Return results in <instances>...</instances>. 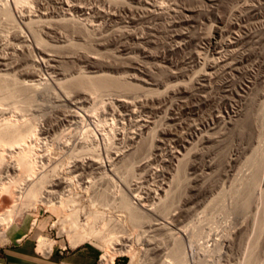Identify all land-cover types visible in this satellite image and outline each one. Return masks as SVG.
<instances>
[{"label":"rangeland","instance_id":"374dc122","mask_svg":"<svg viewBox=\"0 0 264 264\" xmlns=\"http://www.w3.org/2000/svg\"><path fill=\"white\" fill-rule=\"evenodd\" d=\"M33 1L24 4L22 6L23 8L21 7L22 9L19 7L16 9L15 0L0 1V5L2 6L7 5V2H9L7 6H9L12 15H14L12 23L16 24L15 28H13L15 25L12 26V23L9 24L12 26V29L10 28L11 26H6L7 16L2 11L5 7L1 6L0 43L2 44L0 46L3 48L0 47V56L3 55L7 58V55L10 54L8 62L11 63V57L15 54L14 58L18 60L17 63L13 62L15 64L13 65L14 67L9 66L8 69L2 68L4 69L2 70L3 72L0 68L1 74H3L2 76L6 74L5 77L9 81L12 82L15 80V84L18 85L20 84L19 82H22L21 80H25L26 78L23 74L20 75V72L23 73V71L27 70H24V68L35 69L39 75L36 78L38 81L34 82V84L37 83L35 84L36 87H34L35 85L33 86L35 89L32 87L33 90H31L32 88L29 90L32 92H30V96H33L32 103L26 101L27 99L25 98L27 97L25 95H19V98L17 97L14 101H10L11 103L6 102L3 104L4 106L1 104L0 109L3 112L0 110V121L4 119V115L6 118L11 117L16 119L19 116L18 121L21 119V123L25 120V122L36 121L34 123L40 124L45 132L41 136V140L37 146L38 153L43 160L40 159L45 164L44 173L55 175L56 172L57 177L56 175L50 176L52 178H50L51 180L57 179L60 176V178L63 177L64 179L66 177L67 179L69 177L70 179L76 177L74 179H77L75 181L76 183L73 182V185H70L71 187L64 186L66 189L58 186L50 188L48 184L47 191H56V194H51V192L47 193L50 194L49 197L60 201V197L64 196L63 198L66 199L63 200L64 202L70 201L67 202V205L65 202V205H70L69 207L73 208L72 210L77 211L80 219H84L87 214L92 212H103V221H106L104 223H110L106 229L114 230L117 233L119 232L118 234H121L120 236L125 234V240L129 244L134 245L133 248L137 255L136 261L140 264H168V262L174 264L175 260H177V264H264V181H262L261 185L254 188L252 191L253 194L245 195V189L248 187L246 185H248V182H251L250 179L253 178L255 173L264 174V0H219L218 5L215 7L211 6L212 3L210 0H171L172 2L170 0H161L164 4H167L168 1L167 7L170 5L168 7L170 11L165 5L167 12H164V15L154 14L153 16L150 13H148L149 16L145 14L147 12L139 13L138 16L137 14L130 16L122 10V13L119 12L118 10L122 6L120 3L122 1L124 4V0H114V4L119 1V4L117 3V6L115 4L114 8H112L114 4L109 0L108 2L107 0H82V3L85 1L84 4H88V7L89 5L90 7H98L97 4L99 3V8L101 6L111 14L115 11L116 14H123L122 16L118 14L120 16L118 19L121 17L124 18H121L120 21L116 19L118 22H114L115 20H109L108 18L104 19V21L100 18L96 19L91 17L94 19L92 21L90 17H88L89 19L83 18L77 13H74V15L77 14L74 20L73 14H71V17L70 14L66 15V13H53V15L55 14L53 20L55 19V21H60L58 19L62 18L61 20H63L68 17L69 19L73 18L70 20V23L72 22L70 25H73V22L77 24L79 20V28L85 31L86 28L84 27L89 28L87 31L92 28L90 31L91 34L87 31L85 32L84 35H87V33L91 35V38H87L89 35L82 37V33L80 34L81 29L79 31L78 26L79 33L77 29L75 31L72 30L74 26L72 29H67L68 27L66 29H71L73 33H77L81 37L78 35L75 36L72 33L73 36L71 31L70 34L66 33L67 30L65 28L63 30V26L61 27L60 25L61 32L62 30L65 31V33H62L66 39L63 37L59 40L55 35L53 37L50 36L53 33L45 28L47 27L46 23H39L41 28L47 30L44 31L50 36L47 37L48 34L44 33L40 28L42 31L41 35L44 37L43 39L47 46L45 50L48 48L52 49L48 50L49 52L47 51L49 54L58 53L57 56L62 60L60 63L61 66L64 63L63 67L60 66V68L63 72L68 73L65 77L72 78L74 76V78H78L80 77L79 75L88 76L90 73V76H93L95 71L101 70L99 71L100 73L102 72V74L104 73L115 79L118 78L121 82L126 81L125 83H131L132 85L136 83L137 89L128 93L122 91L119 93V90H117L118 92L116 90L105 91L108 93L103 92V94L88 91V97L86 99L82 98L84 100H79L81 102L76 101L81 99L77 97V90L73 91L77 96H73L74 93L72 92V97L69 95L72 90L67 91L66 94L69 95L70 102L75 97L76 99L73 100L78 103L73 102L78 107L80 105V108L75 107L73 102H69L68 97L64 94L66 90L62 88L63 90L60 91L61 87L57 84L60 81L58 78L62 76H58L53 69H50L51 66L42 61L43 58L41 56L43 55L39 53L44 51L46 46L44 45L45 47L43 48L40 47L41 50L43 49L40 51L32 36L25 30L26 28L23 24L24 18L43 21L44 19L39 20L43 13L41 10L42 6L43 8H48L47 10L50 12H57L58 5H56V2L58 0L56 2L55 0L52 2L50 0H37V3ZM79 1L75 0L73 2L80 3ZM105 1L107 4L104 3ZM45 2L49 3H46L47 7H45ZM86 2L88 3L86 4ZM89 2L93 3V5ZM94 2H96L95 5ZM126 2L129 1L126 0ZM30 4L31 8L29 7ZM108 4H112V6ZM247 4L249 6H259L260 8L253 7L254 9L250 10V13L247 14L249 11L244 8L248 6ZM53 5L54 7L57 6L55 8L57 10L54 11ZM237 6H240L238 7L239 10ZM51 7L53 8L51 9ZM173 7H177V9ZM25 8H27V11H25ZM189 8L197 9L198 11L196 10L193 14L188 12L190 10ZM172 9L173 13L171 12ZM179 9L181 12L184 10L185 14L183 12L181 13ZM28 10L29 13L31 11L32 13L28 14ZM243 11L246 12V15H244V12L242 16L241 13ZM24 12H27L28 15L26 14L25 16ZM179 13H181L182 17L178 16ZM188 14H190L189 16L191 18ZM21 15L22 17L24 15L23 19ZM57 15L59 17L62 15V17L59 18ZM133 17L135 18L134 20L132 19ZM80 18H83L82 21ZM84 19L88 20L86 24H84ZM107 20L109 23H107ZM183 20L190 21H184V23ZM89 21L93 23H89ZM8 22L6 23L8 24ZM66 22L61 24L64 26L65 24L69 25L68 20ZM97 22H100V24ZM103 22L104 26H102ZM242 23L245 27L239 30L238 24ZM43 24L46 25L44 28L42 27L44 26ZM108 26L109 29H107ZM220 27L223 28L222 31ZM74 28H76V25ZM96 28H100V30L98 29V31ZM215 28H220V32H222H219L220 36L218 35V39L223 35L220 38L221 40L219 39L221 44L218 42L217 53L216 51L213 53L210 41L207 40L210 38L209 36H212L211 33L214 32ZM19 29L22 30H20L21 33L24 32L23 34H25L24 38L26 40L24 45H28V48H23L26 53L25 57H28V53L29 59L36 60L34 61L35 64L31 59L30 63L28 62V58L25 59L24 55H22L24 50L22 52L20 50L22 54H19V51L16 54L8 46L11 42L10 39L12 41L14 40V36L11 34L14 32L12 30L19 32ZM104 29L105 31H103ZM102 32L105 36L108 34L107 36L110 38H106L104 41H100L98 37L96 38ZM184 34L188 37L183 38L185 41L181 37ZM208 34L210 35L208 36ZM205 35L208 37L206 40H204ZM243 36L245 38H242ZM234 37H241L242 42ZM83 38L86 39L83 40ZM28 39L29 42L27 41ZM69 39H71L69 42L70 45L71 42L72 44L75 43L74 46L77 45L76 47L78 48L74 47L73 49V45H71V49L68 44ZM234 39L237 42L239 41V44ZM244 39L247 40L245 41ZM55 40L57 43H55ZM7 42L8 48H6ZM63 42H66L68 46ZM12 43L18 44L17 41H13ZM28 43H34L33 45L35 46L32 45L33 48L31 47L34 50L33 52L31 48L29 49L30 45ZM20 44H18L19 47L23 45ZM61 45L63 47H69L67 48L68 50H65L66 47L64 50L63 48L60 49ZM28 49L30 52L26 51ZM53 50L55 52H52ZM199 52L200 54H198ZM196 54L200 58L198 56L196 57ZM17 55H19L18 58L16 57ZM71 55L73 56V60ZM61 56L67 57L63 58ZM86 56L89 60L92 57V62L97 61L95 62V64L98 63L95 66L96 68H92L95 64L93 63L91 66L92 63L90 64L91 61L89 62ZM21 57H24L23 61ZM62 58L65 62H63ZM66 58L69 63L66 62ZM15 59L13 61H16ZM206 60L210 62H206ZM26 64H31V68ZM210 64L213 66H210ZM16 66H19V68ZM203 71H206V74L210 72L212 75L210 73H208L210 76L208 74L203 75ZM100 73L97 72L96 74L100 75ZM65 77L64 79H68ZM61 79L63 80V77ZM176 82L177 84L175 85ZM179 82L181 84L180 86H178ZM167 83L175 85L173 87L175 91L171 87H168L170 90L168 92V88H166ZM176 86L180 89L178 88V90ZM18 87V89L22 88L21 86ZM163 91H167L169 96L166 92L167 96H165L162 93ZM89 92L92 93L89 94ZM134 101L137 102L134 104ZM18 102L20 103L19 105ZM122 102L126 103L124 104L125 106ZM130 105H133V107ZM14 107H16V111H14ZM249 110H252L253 115L248 122L249 125L243 131L241 130L240 124L245 119V115ZM234 113L237 116L233 115ZM240 118L243 120L241 121ZM234 119L240 120H236L235 122ZM211 136L216 137V139L211 138ZM215 140L217 141L214 142ZM93 149L96 153L92 152ZM173 154L178 157L180 156L179 159H181V162L177 158L176 160L173 159L175 163L171 159ZM91 157L95 160L99 158L97 161L101 165L103 163L105 166L76 169L78 162L80 163L82 159H91ZM11 161L8 164L15 163ZM6 164L2 168V171L5 170L3 175H7L4 181H7V177L9 180L11 173L14 175V178L18 179L19 176L15 177V175L17 172L20 174V172L9 168L8 164L7 167ZM57 164L59 168L55 170L56 168L54 167ZM6 167L9 169H6ZM10 171L11 173L8 174ZM71 171L72 174H70ZM12 174L10 175L11 178L13 177ZM25 175L23 177H26ZM13 188H15L14 185ZM124 193H126L132 200L130 201L137 208H140V212L144 213L145 211L144 223L140 226H135L131 222L127 211H123L124 209L120 206V198ZM205 194L208 195L205 196ZM142 201H145L150 206H146ZM14 202V198L10 194H4L0 197V213L11 208ZM150 209L152 210L150 211ZM57 217L58 215L49 210L45 205H40L36 210H26L22 215L17 216L15 221L28 220L31 224L34 219H38V223L31 234L35 240L36 247L39 238L47 236L58 241L55 249L59 247L70 249L72 246L68 237L61 236L60 225L53 226L59 220V217ZM161 217H164L165 221ZM256 219L260 221L259 225L256 224ZM147 221L149 224L156 222H162L163 224L158 225L159 229L156 226L150 229ZM98 222L97 226L103 223L100 220ZM41 224L43 227H40ZM255 227L256 230H254ZM240 230L245 232V236ZM108 231L106 230V233ZM255 233L260 234L258 235V241H255L258 238L256 236L257 238L255 240L253 239L255 243H253L250 241L252 240L250 237L253 238ZM246 235L249 236L247 237ZM243 236L244 238L242 239ZM177 237L181 240L184 239L182 241L184 248L182 254L184 256L180 258H186V260L184 259L185 262L179 258L180 262H178V259L173 257L171 253L173 244L178 240ZM243 240H245L246 244ZM154 243L158 244L156 245ZM86 245L93 246L99 250L101 256L99 260L103 264L102 258L104 252L102 249L93 243H86ZM154 246L161 247V250H159L160 253L157 254V251L150 250ZM115 262L116 264H131L132 258L130 256L118 257Z\"/></svg>","mask_w":264,"mask_h":264},{"label":"bare ground","instance_id":"6f19581e","mask_svg":"<svg viewBox=\"0 0 264 264\" xmlns=\"http://www.w3.org/2000/svg\"><path fill=\"white\" fill-rule=\"evenodd\" d=\"M1 1V0H0ZM30 1H33V0H30ZM30 1L29 0H15V6L17 7H15L16 9H18V7L19 8H21L22 6H24V4H26V3H30ZM44 1H47V0H44ZM53 0H50V2H52ZM57 0H55V2H56ZM73 1H75V0H73ZM73 1H70V0H58V2H56L57 4L56 5H58V7L57 6H55L54 7V5H53V7H51V9L53 8L54 9V11L55 10H57V9H55L56 7L58 8V10H57V12H59V13H57V12H53L52 10V12H50L49 10H47L48 8H43V6H42V16H40V18H39V20L40 19H44L43 21H34V19H26V18H24V27L26 28L25 30H27L28 32H29V34L32 36V38H33V40L35 41V44H37V46H38V48L40 49V47H45L46 45H45V41H44V37H42V35H41V33H42V31L44 32V33H47V32H45V31H47V30H45V29H42L41 28V25H39V23L41 22H44V23H46L47 24V27H45L46 25H44V26H42L43 28L45 27V28H47L48 29V31L49 32H51V33H53L52 35H50V36H52L53 37V35H55L59 40H61L60 38H63L64 37V35H63V33L62 32H64L65 33V31H63L64 30V28L66 29L67 27V29H69V28H71L72 29V27L74 26L75 27V25H76V28H74L73 27V29L72 30H74L75 31V29H77V26H78V29H79V31H80V29H81V32H80V34L82 33V37H84V36H88L89 35V37H87V38H91L90 36V31L92 30V28H90L91 30H89V31H87L89 28H87V27H84V28H86V31L87 32H89L90 34H88L87 33V35H84L85 34V30L84 29H82V28H79V25H78V23H79V20H78V23L77 24H75V22H73V25H70L71 23H70V20L71 19H73L74 18V20H75V17H76V15L77 14H79L80 16H82L83 18H88V17H92V18H96V19H106V18H108L109 20H115L114 22H118V20L120 21V19L122 18H120V19H118L120 16L118 15V14H120L121 15V10L122 11H124V12H126L127 14H129L130 16H134V15H136L137 14V16H138V14L139 13H141L142 14V12H147V13H145V14H147L148 16H149V14L148 13H150V15L151 16H153L154 14H165L167 11V9L165 10V8L167 7V4H168V1H167V4H164L161 0V2L159 1V0H128L129 2H126L125 3V1L126 0H124V4L122 3V1H121V8H119V10H118V8H117V10L119 11V12H121V13H118V14H116L115 12L113 13V14H111L110 12H107L106 10H105V8H103V7H101L100 6V8H99V3L97 4L98 5V7H93V6H91L90 7V5H89V7L87 6L88 4V2H86V4L87 5H85L84 4V2L85 1H83V3H82V0H77V1H79L80 3H74ZM87 1V0H86ZM90 1V0H89ZM92 1V0H91ZM95 1H97V0H95ZM99 1V0H98ZM109 1H111L113 4H114V0H109ZM116 1V0H115ZM164 1H166V0H164ZM171 1V0H170ZM34 3H37V0H36V2H35V0L33 1ZM107 2H108V0H107ZM107 2L105 1L104 3H106L107 4ZM111 2H109V3H111ZM119 1H117L115 4H116V6H117V3H118ZM172 2V1H171ZM210 2L212 3V5L211 6H217L218 5V2H219V0H210ZM8 4L7 5H9V2H7ZM32 3V2H31ZM33 3V4H34ZM43 2H41V4H42ZM46 3H48V2H45V7H47V4ZM90 3V2H89ZM95 3L96 2H94V5H95ZM246 3V2H245ZM6 4V3H5ZM39 4V3H38ZM37 4V5H38ZM49 4V3H48ZM90 4H92L93 5V3H90ZM115 4H114V6L112 7V8H114L115 7ZM119 4V3H118ZM171 4V3H170ZM173 4V3H172ZM220 4V3H219ZM241 4V3H240ZM244 4V3H243ZM242 4V5H243ZM249 4V3H248ZM247 4V5H248ZM4 5V4H3ZM7 5H4V6H2V5H0V12H1V6L2 7H5V9H2V11L4 12V14L7 16H5L4 15V17H6V22H8V24L5 22V24H6V26L8 25V27H10L11 25L12 26H14L13 28H15L16 27V24H13L12 23V21H13V17H14V15H12V12H11V10H10V8H9V6H7ZM36 5V6H37ZM40 5V4H39ZM42 5H44V4H42ZM100 5H102V4H100ZM109 6L111 5L112 6V4H108ZM107 5V6H108ZM165 5H166V7H165ZM175 5H177V4H175ZM245 5V4H244ZM243 5V6H244ZM27 6H28V4H27ZM31 6V4L29 5V7ZM34 6V5H33ZM41 6V5H40ZM103 6V5H102ZM120 6V5H119ZM172 6V5H171ZM174 6V5H173ZM26 7V6H25ZM28 7V8H29ZM93 7V8H92ZM106 7V6H105ZM168 7H170V5L168 6ZM167 7V8H168ZM178 7V6H177ZM177 7H173V8H176L177 9ZM238 7H240V6H237V9L239 10V8ZM242 7V6H241ZM253 7H256V6H253V5H251V6H246V7H244L245 8V10H247V11H249V12H247V14L248 13H250V10H253L254 8ZM259 6H257L256 8H258ZM23 8V7H22ZM21 8V9H22ZM31 8V7H30ZM30 8H29V10H30ZM33 8V7H32ZM108 8V7H107ZM185 8V7H184ZM183 8V9H184ZM216 8H218V7H216ZM215 8V9H216ZM243 8V7H242ZM260 8V7H259ZM26 10L25 11H27V8H25ZM109 10H110V8H108ZM170 8H168V10H169ZM175 9V10H176ZM187 9V8H186ZM190 10L188 11V12H190V13H195L196 12V10H194L193 8H189ZM237 9H236V11H237ZM20 10V9H19ZM29 10H28V14H31L32 13V11H31V13H29ZM113 10V9H112ZM174 10V11H175ZM180 10V9H179ZM185 10V9H184ZM184 10H182V12L184 13ZM188 10V9H187ZM186 10V11H187ZM214 10V9H213ZM229 10H232V9H229ZM24 11V10H23ZM22 11V12H23ZM38 11H40L39 9H38ZM49 11V12H48ZM117 11V12H118ZM170 11V10H169ZM173 11V9L171 10V12ZM198 11V10H197ZM241 11V10H240ZM2 12V13H3ZM21 12V13H22ZM60 12H61V14H63V13H66V15L67 14H73L74 15V13H77L76 15H74V17L73 18H71L72 17V15H71V19H69L68 17H66V15H65V17H66V19H63V20H61L62 18V15H61V17H59L58 15V17L59 18H61V19H58V20H60V21H55V19L53 20V17H55L54 15H53V13H56V14H60ZM165 12V13H164ZM180 12H181V10H180ZM181 12V13H182ZM230 12V11H229ZM232 12H234V11H232ZM238 12V11H237ZM244 12L245 11H243V13H241V15L243 16V14H244ZM25 13V16H26V14H27V12H24ZM144 13H143V16H144ZM173 13V12H172ZM178 13V12H177ZM181 13H179V15L178 16H180V17H182L181 16ZM235 13V12H234ZM233 13V14H234ZM238 13H240V12H238ZM237 13V14H238ZM252 13V12H251ZM257 13V12H256ZM262 13V12H261ZM19 14H20V11H19ZM27 14V15H28ZM185 14V13H184ZM253 14V13H252ZM258 14V13H257ZM1 15V14H0ZM123 15V14H122ZM121 15V16H122ZM125 15V14H124ZM169 15V14H168ZM183 15V14H182ZM187 15V14H186ZM185 15V16H186ZM190 14H188V16H189ZM192 15V14H191ZM239 15V14H238ZM244 15H246V12H245V14ZM254 16H255V14H253ZM252 15V16H253ZM126 16V15H125ZM184 16V17H185ZM193 16V15H192ZM21 17H22V15H21ZM23 17H24V15H23ZM23 17H22V19H23ZM57 17V18H58ZM64 17V18H65ZM124 17V16H123ZM183 17V18H184ZM187 17V16H186ZM190 18H191V16H189ZM259 17V16H258ZM29 18V17H28ZM68 18V19H67ZM82 18V19H83ZM91 18V19H92ZM137 18V17H136ZM165 18V17H164ZM167 18V17H166ZM183 18H180V19H183ZM194 19H195V17H193ZM255 18V17H254ZM7 19H8V21H7ZM15 19V18H14ZM79 19V18H78ZM81 19V18H80ZM82 19H81V21H82ZM89 19V18H88ZM90 19V20H91ZM95 19V20H96ZM116 19H118V20H116ZM122 19H124V18H122ZM133 20L135 19L134 17L132 18ZM193 19V20H194ZM36 20V19H35ZM66 20H68V24L70 25H67V24H65V26L64 25H62L61 23H63V22H66ZM77 20V19H76ZM85 20V19H84ZM84 20H83V22H84ZM191 20V19H190ZM190 20H183V22L185 21H190ZM238 20V19H237ZM73 21V20H72ZM86 21H88V20H85V22H84V24H86ZM92 21H94V19H92ZM98 21V20H97ZM105 21V20H104ZM108 21V20H107ZM230 21H231V18H230ZM240 21V20H239ZM14 22H15V20H14ZM91 21H89V23H90ZM96 22V21H95ZM102 22V21H101ZM182 22V21H181ZM184 22V23H185ZM12 23V24H11ZM40 23V24H41ZM67 23V22H66ZM91 23H93V22H91ZM98 23V22H97ZM107 23H109V21L107 22ZM189 23V22H188ZM227 23V22H226ZM225 23V25H227ZM239 23H241V22H239ZM9 24H11V25H9ZM75 24V25H74ZM80 24H81V22H80ZM84 24H82V25H84ZM88 24V23H87ZM98 24H100V22L98 23ZM112 24V23H111ZM190 24V23H189ZM243 24V23H242ZM242 24H238L239 25V30H241V28L242 27H245V25L243 24V26H241ZM60 25H61V27H62V32H61V27H60ZM81 25V26H82ZM89 25H91V24H89ZM106 25H108V24H106ZM229 25H230V22H229ZM12 26L10 27L11 29H12ZM40 26V27H39ZM80 26V27H81ZM84 26H86V25H84ZM93 26V25H92ZM92 26H90V27H92ZM102 26H104V22H103V25ZM110 26V25H109ZM109 26H108V28L107 29H109ZM231 26V25H230ZM248 26V25H247ZM247 26H246V28H247ZM89 27V26H88ZM99 27V26H98ZM106 27V26H105ZM112 27H113V25H112ZM223 27V26H222ZM222 27H220L221 28V31H222ZM227 28H228V26H226ZM234 27V26H233ZM19 28V27H18ZM40 28L42 29V31L40 30ZM111 28V27H110ZM220 28H215V30H214V32H212L211 33V35L212 36H209L210 34H208V36L210 37L209 39H207V40H209L210 41V45H211V48H212V50H213V53L217 50L218 51V49H217V46L219 45L218 44V42H220L219 41V39L223 36H221L219 39H218V35H219V32H220ZM236 28V27H235ZM17 29V28H16ZM66 29V30H67ZM71 29L70 30H67V32L66 33H69L70 34V31H71ZM78 29H77V31H78ZM99 30H100V28H98ZM97 28H96V30H98ZM101 29H102V27H101ZM213 29V28H212ZM244 29V28H243ZM21 29H19V32H16L15 30H12V31H14L13 33H11L12 34V36H14L13 37V41H17L18 42V44L19 43H21V44H23V45H21L20 47L18 46V44L17 43H12L13 41H12V39H10L11 40V45H10V43H9V45H8V42H7V44H6V46L8 45L12 50V52L13 53H16L17 54V52L20 54L21 52H22V50H24L23 48H28L27 46L28 45H24V43H25V38H24V35L25 34H23L24 32H22L21 33V31H20ZM45 30V31H44ZM82 30H83V32H82ZM98 30V31H99ZM244 30H246V29H244ZM249 30V29H248ZM11 31V32H12ZM18 31V30H17ZM76 31V32H77ZM79 31H78V33H79ZM103 31H105V29L103 30ZM121 31V30H120ZM16 32V33H15ZM107 32V31H106ZM118 32V31H117ZM209 32V31H208ZM241 32V31H240ZM247 32V31H246ZM245 32V33H246ZM15 33V34H14ZM43 33V34H44ZM50 33V34H51ZM73 32L71 31V34H72ZM96 33V32H95ZM99 33V32H98ZM98 33H97V35H98ZM105 33V32H104ZM124 33V32H123ZM220 33H222V32H220ZM223 33H224V31H223ZM239 33V32H238ZM14 34V35H13ZM48 34V33H47ZM46 34V35H47ZM69 34H67V35H69ZM75 36H77L78 34L77 33H73ZM72 34V35H73ZM100 34V33H99ZM103 32L101 33V35H98V36H96V38L98 37V39H100V41H104V39L106 40V38L108 39V38H110V37H108L107 35L108 34H106V36L103 34ZM122 34V33H121ZM73 35V36H74ZM110 35V34H109ZM44 36V35H43ZM49 36V34L47 35V37ZM49 36V37H50ZM71 36V35H70ZM78 36H80V35H78ZM115 36V35H114ZM220 36V35H219ZM238 36V35H237ZM236 36V37H237ZM240 36H242L241 34H240ZM10 37V36H9ZM51 37V38H52ZM67 37H69V36H67ZM81 37V36H80ZM181 37H182V40H183V38H188L187 36H185V34L184 35H181ZM202 38H204V40H206V38H208V37H206V35L203 37V36H201ZM236 37H234V38H236ZM247 37V36H246ZM65 39H66V37H64ZM74 39H75V37H73ZM79 38V37H78ZM242 38H245V36H243ZM6 39V38H5ZM64 39V40H65ZM80 39V38H79ZM84 39H86V38H83V40ZM97 39V40H98ZM102 39V40H101ZM236 39H238V40H242L241 39V37H239V38H236ZM236 39H234L236 42H237V40ZM57 40V39H56ZM55 40V43H57V41H59V40H57L56 41ZM63 40V41H64ZM67 40H68V38H67ZM89 40V39H88ZM92 40V39H91ZM221 40V39H220ZM225 40H226V38H225ZM245 40V39H244ZM243 40V41H244ZM247 40V39H246ZM245 40V41H246ZM0 41H1V39H0ZM3 41V40H2ZM5 41V40H4ZM7 41H8V39H7ZM28 42H29V39L27 40ZM26 41V42H27ZM53 41V40H52ZM66 41V40H65ZM71 41V39H69V41H68V44L70 45V42ZM81 41V40H80ZM183 41H185V39L183 40ZM60 42V41H59ZM239 42V41H238ZM237 42V43H238ZM242 42V41H241ZM4 43V42H3ZM64 44L66 43V42H63ZM188 43V42H187ZM0 44H2V43H0ZM17 44V45H16ZM27 44V43H26ZM29 45H30V47H29V49L32 47V45L34 44H30V43H28ZM50 43H48V45H49ZM64 44H63V46H64ZM68 44L66 43V45L68 46ZM74 44L75 43H73L72 44V42H71V45H73V49H74V47H76L77 45H75L74 46ZM102 44V43H101ZM220 44H221V42H220ZM233 44V43H232ZM239 44V43H238ZM242 44V43H241ZM246 44V43H245ZM4 45V44H3ZM45 45V46H44ZM70 45V47H71V49H72V46ZM8 46L6 47V48H8ZM33 46H35V45H33ZM50 47H51V45H49ZM53 46V45H52ZM62 45L60 46V49L61 48H63V50H64V48L66 47H63ZM83 46H84V44H83ZM0 47H2V46H0ZM5 47V46H4ZM54 47H56V46H54ZM3 48V47H2ZM9 48V49H10ZM33 48V47H32ZM31 48V51L33 52L34 50ZM35 48V47H34ZM37 48V47H36ZM47 48V46L44 48V51H42L41 49H40V51H42V52H39V53H42V55L43 56H41L42 58H43V62H45V63H47V64H49L50 66H51V68L50 69H53L54 70V72H56L57 74H58V76H62L63 77V80L61 79L62 77H60V78H58V77H56V78H58V80L60 79V81H58V84L57 85H59L61 88V90L60 91H62L63 89L64 90H66V91H64L65 93V96H67L68 98V100H69V102H70V99H69V95H70V97H72V92L73 91H76L77 90V94H78V96H77V94L76 93H74L73 94V96L74 95H76L77 97H80L81 99H78V100H76V101H79V100H84V99H82V98H87L88 97V91H92V92H95V93H102L103 94V92H105V91H111V90H119V93L122 91V92H133V91H135L136 89H137V87H136V83H135V85H132L131 83L130 84H128V83H125L124 81H122L121 82V80H119L118 78H116V79H118V80H116L114 77L112 78L111 76H107V75H105L104 73L102 74V72L100 73L99 71H101V70H99V71H95L94 73L96 74L97 72L98 73H100V75L99 74H94L93 76H90L91 75V73H90V75H88V76H86V75H79L80 77H78V78H74V76L72 77V78H69V77H67L68 79H64V77H65V75L66 74H68V73H65V72H63L62 70H61V68H60V66H61V62H62V60H60L61 58L59 57V56H57V54L58 53H54V54H56V55H54L53 53L51 54H49V53H47V51L48 50H52V49H47V50H45ZM51 48H53V47H51ZM57 48V47H56ZM56 48H54V49H56ZM67 48H69V47H66V49L65 50H68ZM76 48H78V47H76ZM81 48V47H80ZM219 48V47H218ZM8 49V50H9ZM29 49L28 50H26V51H28V52H30L29 51ZM203 49V48H202ZM20 50H21V52H20ZM57 50H59V49H57ZM77 50V49H76ZM81 50H83V49H81ZM253 50V49H252ZM39 51V50H38ZM46 51V52H45ZM217 51H216V53H217ZM49 52V51H48ZM51 52V51H50ZM52 52H55V50H53ZM56 52H58V51H56ZM211 52V51H210ZM11 53V52H10ZM23 53V54H22ZM21 54L22 55H24V57H25V55H26V53H25V50L22 52ZM70 53V52H69ZM202 53V52H201ZM198 54H200V52L198 53ZM1 55H2V53H1ZM12 55V54H11ZM14 56H15V54H13ZM27 55H28V57H29V54L27 53ZM30 55H32V54H30ZM61 55V54H60ZM70 55V54H69ZM77 55V54H76ZM93 55V54H92ZM206 55V54H205ZM9 56H10V54L9 55H7V58H5L3 55L2 56H0V68H1V71L2 70H4V69H2V68H9V66H13V65H15L13 62H15V63H17V59H15L14 58V56L13 57H11L12 58V62L11 63H13V64H11V63H9L8 62V58H9ZM72 56V55H71ZM113 56V55H112ZM198 55L196 54V57H197ZM201 56V55H200ZM17 58L19 57V55H17L16 56ZM23 57V58H24ZM27 56L25 57V59L26 58H28ZM61 57H63V56H61ZM64 57H67V56H64ZM63 57V58H64ZM85 57V56H84ZM193 57V56H192ZM195 57V56H194ZM199 57V56H198ZM10 58V59H11ZM22 58V57H21ZM20 58V59H21ZM23 58L21 59L22 61H23ZM62 58V59H63ZM200 58V57H199ZM198 58V59H199ZM9 59V60H10ZM16 60V61H13V60ZM19 59V60H20ZM29 59V58H28ZM28 59H27V61H28ZM31 59V58H30ZM29 59V63H30V61L32 60L33 61V59H31L30 60ZM77 59V58H76ZM86 59L87 60H89V58H87V56H86ZM96 59V58H95ZM94 59V60H95ZM101 59V58H100ZM119 59V58H118ZM203 59V58H202ZM207 59H208V57H207ZM66 60V62L67 63H69L68 62V60H67V58L65 59ZM72 60H73V56H72ZM71 60V61H72ZM75 60V59H74ZM92 60V57H90V60H89V62ZM97 60V59H96ZM99 60V59H98ZM195 60V59H194ZM27 61H26V63H27ZM34 61H36V60H34ZM33 61V62H34ZM103 61V60H102ZM209 61V60H208ZM207 60H206V62H208ZM38 62V61H37ZM63 62H65L64 61V59H63ZM95 62H97V61H95ZM95 62H90V64H91V66L93 65V63L95 64ZM99 62V61H98ZM210 62V61H209ZM45 63H44V65H45ZM120 63V62H119ZM11 64V65H10ZM34 64H35V62H34ZM64 64V63H63ZM63 64H62V66L61 67H63ZM66 64V63H65ZM98 64V63H97ZM97 64H95V65H93V67L92 68H96L95 66L97 65ZM121 64V63H120ZM208 64V63H207ZM24 65V64H23ZM27 65V64H26ZM31 65V64H30ZM30 65H27V66H29V68H31V66ZM48 65V66H49ZM100 65V64H99ZM232 65V64H231ZM20 66V65H19ZM19 66H16V67H18L19 68ZM210 66H213L212 64H210ZM210 66H208V67H210ZM14 67V66H13ZM15 67V68H16ZM37 67V66H36ZM23 68V67H22ZM49 68V67H48ZM100 68V67H99ZM202 68V67H201ZM12 69V68H11ZM25 69H27V70H25ZM63 69V68H62ZM213 69H215L214 67H213ZM21 70H23V69H21ZM21 70H18V71H21ZM24 70L25 71H23V73H21L20 72V75L21 74H23V76H25L26 78H25V80H21L22 82H19V80H17L20 84L22 83V85H20V84H18V85H16L15 83H16V81L14 80V81H9L5 76H6V74H5V76H2L3 74H1V71H0V106H1V104L3 105L4 103H6V102H9V103H11L12 102V100L14 101L17 97L19 98V95L21 96V95H25L27 98H25V99H27L26 101H28V102H31L32 103V99H33V96L31 97L30 96V94L32 93L31 91H29L35 84H37V83H35L34 84V82H36V81H38V80H36V78L39 76L38 75V72L35 70V69H28V68H24ZM38 71H39V69H37ZM48 70V69H47ZM98 70V69H97ZM65 71V70H64ZM85 71V70H84ZM3 72V71H2ZM41 72V71H40ZM39 72V73H40ZM105 72V71H104ZM201 72V71H200ZM204 72V71H203ZM4 73H6V72H4ZM84 73V72H83ZM93 73V72H92ZM163 73V72H162ZM208 73H210V72H208ZM207 73V74H208ZM85 74V73H84ZM168 74V73H167ZM200 74V73H199ZM204 74H206V71L203 73V75ZM206 74V75H207ZM216 74V73H215ZM209 75V74H208ZM210 75H212V73H210ZM209 75V76H210ZM7 76H8V74H7ZM23 76H21L22 78H23ZM41 76V75H40ZM56 76V75H55ZM68 76H70V75H68ZM65 77V78H66ZM111 77V78H110ZM206 77V76H205ZM14 78H16V77H14ZM55 78V79H56ZM208 78V77H207ZM206 78V79H207ZM39 79V78H38ZM192 80V79H191ZM202 81V80H201ZM17 82V83H18ZM23 82H25V83H23ZM56 83V82H55ZM170 83V82H169ZM168 84V83H167ZM177 84V82L175 83V85ZM169 85H171V84H168V85H166L167 87L166 88H168V87H171L173 90H174V88L173 87H175V85H171V86H169ZM181 84H180V82H179V84H178V86H180ZM201 85V84H200ZM18 86H21L22 88L21 89H18L19 87ZM165 86V85H164ZM178 86H176V88L178 89L179 87ZM182 86L183 87H185L183 84H182ZM201 86H203V85H201ZM18 87V88H17ZM34 87H36V85L34 86ZM33 87V88H34ZM187 87V86H186ZM204 87V86H203ZM33 88L31 89V90H33ZM59 88V87H58ZM63 88V89H62ZM165 88V89H166ZM175 88V89H176ZM35 89V88H34ZM140 89V88H139ZM171 89V90H172ZM176 89V90H177ZM180 89V88H179ZM178 89V90H179ZM182 89V88H181ZM72 90V91H71ZM184 90V89H183ZM69 92V91H71L70 92V94L68 95V94H66V92ZM170 90H169V88H168V92H169ZM175 91V90H174ZM173 91V92H174ZM188 91V90H187ZM31 92V93H30ZM91 92V93H92ZM118 92V91H117ZM166 93H167V91H165ZM164 91L162 92V93H164L165 94V96H167L166 95V93H165ZM173 92H171V93H173ZM90 92H89V94H91ZM105 93H108V92H105ZM156 93V92H155ZM161 93V92H160ZM175 93V92H174ZM94 94V93H93ZM168 94V93H167ZM196 94V93H195ZM171 95H173V94H171ZM64 96V95H63ZM93 96V95H92ZM126 96V95H125ZM137 96V95H136ZM168 96H169V94H168ZM90 97V96H89ZM96 97H97V95H96ZM98 98V97H97ZM72 99V98H71ZM73 99H76L75 97L73 98ZM71 100L72 102L73 101H75V100ZM138 99V98H137ZM11 101V102H10ZM23 101H25V100H23ZM25 101V102H26ZM75 101V102H76ZM20 102V101H19ZM18 102V105L21 103H19ZM72 102H70V103H72ZM79 102H81V101H79ZM85 102H86V100H85ZM124 102V101H123ZM122 102V103H123ZM130 102H132V101H130ZM135 102H137V101H134V104H135ZM243 102V101H242ZM14 103V102H13ZM17 103V102H16ZM27 103V102H26ZM78 102H76V104H77ZM82 103H83V101H82ZM88 103V102H87ZM147 103V102H146ZM8 104V103H7ZM30 104V103H29ZM73 104H74V102H73ZM80 104V103H79ZM78 104V105H79ZM84 104V103H83ZM124 104H126V103H123V105ZM133 104V103H132ZM133 104V105H134ZM138 104H139V101H138ZM17 105V104H16ZM15 105V106H16ZM75 105V104H74ZM85 105V104H84ZM100 105V104H99ZM133 105L131 106V107H133ZM4 106V105H3ZM5 106H6V104H5ZM13 106H14V104H13ZM30 106V105H29ZM125 106V105H124ZM127 106H128V104H127ZM250 106V105H249ZM253 106V105H252ZM251 106V107H252ZM19 107V106H18ZM75 107H78V106H76L75 105ZM135 107V106H134ZM246 107V106H245ZM251 107H250V109H251ZM255 107V106H254ZM12 108V107H11ZM25 108H27V107H25ZM24 108V109H25ZM78 108H80V105H79V107ZM130 108V107H129ZM152 108V107H151ZM242 108V107H241ZM253 108V107H252ZM5 109H7V108H5ZM14 109V111H16L17 109H16V107H14L13 108ZM16 109V110H15ZM109 109H110V107H109ZM243 109V108H242ZM0 110H2V109H0ZM8 110H10V109H8ZM19 110H20V108H19ZM26 110V109H25ZM128 110V109H127ZM6 111V110H5ZM21 111H23V110H21ZM133 112H134V110H132ZM1 112H3V110L1 111ZM8 112V111H7ZM235 112V111H234ZM236 112H237V110H236ZM17 113V112H16ZM73 113V112H72ZM253 112H252V110H249L247 113H246V115H245V119L243 120L242 118H240L241 119V121H242V123L240 124V127H241V130H243V129H246L245 127L247 126V125H249L248 124V122L250 121V118H251V116L253 115L252 114ZM256 113V112H255ZM14 114H15V112H14ZM4 115V114H3ZM13 115V114H12ZM137 115V114H136ZM233 115H236L235 113L233 114ZM237 116V115H236ZM3 117V116H2ZM15 117V116H14ZM19 117V116H18ZM18 117H17V119L16 118H6L5 117V115H4V119L3 120H1L0 121V197H2L4 194H10L11 196H13V198H14V205L11 207V208H8L7 210H5L4 212H2V213H0V227H1V230H2V232H4L5 230H7V228H9L14 222H15V219H16V217L17 216H19V215H22L26 210H29V209H33V210H36L37 208H38V206H40V205H45L49 210H51L52 212H54L55 214H57L58 215V217H59V220L57 221V222H55L54 224H53V226H57V225H60V231H61V236L63 235V236H67L68 237V240H69V242H70V244H71V246H72V248H77V247H79V246H81V245H84V244H86V243H93V244H95V245H98L101 249H102V251L104 252V255H103V258H102V261H103V264H115V261H116V259L118 258V257H124V256H130L131 258H132V262H131V264H140L139 262H137L136 261V253H135V249L133 248L134 247V245L133 244H129L126 240H125V238H124V235L123 236H120L116 231H114V230H110V229H106L107 228V226H108V224H110V223H104V222H106V221H103V216L104 215H102V214H104L103 212L102 213H89V214H87L86 216H85V218L83 219H80V217H79V214H78V212L77 211H75V210H72L73 208H70L69 206H66L67 205V202H70V201H65L66 202V205H65V202L63 201V200H66V199H64L63 197H60V201L58 200V201H56V199L54 200V199H52L51 197H49V195L50 194H47V193H49V192H51V190H49V191H47L46 190V188H47V186H48V184H49V187L51 188V187H54V186H58V187H63V188H65L64 186H70V185H73L72 183L74 182V183H76L75 181L77 180H74L75 178H73L72 177V179H70V177H69V179H67V177H66V179H64L63 177L62 178H57V179H53V180H51L52 178V176H55L56 175V172L54 171V169H53V171L55 172V175L54 174H52V175H50L49 173H44V169H45V164L42 162V158L40 157V155H39V153H38V148H37V146H38V143H39V141L41 140V136H43V134L45 133L44 131H43V127H41L40 126V124H38V123H34V122H36V121H34V122H31V121H27V122H23V123H21L20 122V120L18 121ZM234 117V116H233ZM242 117V116H241ZM239 119V120H240ZM24 120V119H23ZM37 120V119H36ZM223 120V119H222ZM235 120V119H234ZM236 120H238V119H236ZM236 120H235V122H236ZM238 120V121H239ZM237 121V122H238ZM226 122V121H225ZM228 122V121H227ZM231 122V121H230ZM230 122H229V124H230ZM147 123V122H146ZM149 123V122H148ZM42 125V124H41ZM252 126V125H251ZM254 127H255V125H254ZM244 131V130H243ZM246 131V130H245ZM90 132H92V131H90ZM47 133H48V131H47ZM240 133V132H239ZM240 134H242V133H240ZM214 135V134H213ZM243 135V134H242ZM245 135V134H244ZM260 135V134H259ZM183 136V135H182ZM259 137V136H258ZM211 138H215L216 139V137H212L211 136ZM135 139H136V137H135ZM135 139H131V140H135ZM209 139V138H208ZM227 139V138H226ZM43 140V139H42ZM209 140H211V139H209ZM214 140V139H213ZM137 141V140H136ZM217 140H215L214 142H216ZM223 141V140H222ZM89 142V141H88ZM108 142V141H107ZM135 142V141H134ZM137 143V142H136ZM211 143V142H210ZM231 145V144H230ZM255 145V144H254ZM83 148V147H82ZM92 150V149H91ZM152 150V149H151ZM243 150V149H242ZM245 150V149H244ZM126 151V150H125ZM139 151V150H138ZM159 151V150H158ZM75 152V151H74ZM83 152H85L84 150H83ZM92 152H95V150L93 149V151ZM96 153V152H95ZM109 153V152H108ZM121 153V152H120ZM123 153V152H122ZM94 154V153H93ZM99 154V153H98ZM111 154V153H110ZM60 155V154H59ZM117 155V154H116ZM121 155V154H120ZM238 155V154H237ZM246 155V154H245ZM94 156H95V154H94ZM97 156H99V155H97ZM108 156V155H107ZM149 156V155H148ZM121 157V156H120ZM123 157V156H122ZM42 160H41V159ZM83 158V157H82ZM111 158H113V157H111ZM132 158V157H131ZM178 158V159H177ZM180 158V156L178 157V156H176L175 154H173L172 155V160L173 159H177V160H180V162H181V159H179ZM8 159V160H7ZM99 159V158H98ZM98 159H92V157H91V159H82L81 160V162L79 163L78 162V164H77V167H76V169H84V168H91V167H94V166H96V167H102V165H104L103 163H102V165H101V163H99L97 160ZM109 159H110V156H109ZM232 159V158H231ZM236 159V158H235ZM235 159H233V161H235ZM239 159V158H238ZM14 161L15 163H13L12 161ZM112 160V159H111ZM117 160V159H116ZM119 160V159H118ZM129 160V159H128ZM9 161H11L12 163H9L8 164V162ZM70 161V160H69ZM80 161V160H79ZM123 161V160H122ZM174 161V160H173ZM230 161V160H229ZM51 162H52V160H51ZM112 162H113V160H112ZM116 162V161H115ZM175 162V161H174ZM179 162V163H180ZM183 162V161H182ZM237 162V161H236ZM239 162V161H238ZM8 164L9 165V168H13V169H15V171L16 170H18L19 172H20V174L17 172V174H19V175H15V177L17 176H19L18 177V179H16V178H14V175L11 173V171L8 173V174H12L13 175V177L11 178V174L9 175V180H8V177H7V181H4L5 180V176H7V175H3V173H5V170L4 171H2V168H3V166L5 165V164ZM110 163H111V161H110ZM176 163V162H175ZM230 163V162H229ZM6 164V165H7ZM113 165H114V163H112ZM112 164H110V166L112 165ZM183 164V163H182ZM182 164H180V165H182ZM231 164V163H230ZM235 164V163H234ZM8 165H7V167H8ZM113 165H112V167H113ZM64 166V165H63ZM105 166V165H104ZM231 166H232V164H231ZM6 167V169H9V168H7ZM72 167V166H71ZM111 167V168H112ZM115 167H116V165H115ZM184 167V166H183ZM54 168H56L55 170H58V168H59V166H58V164L57 165H55V167ZM181 168V167H180ZM5 169V168H4ZM63 169V168H62ZM115 169V168H114ZM12 170V169H11ZM73 170V169H72ZM102 170V169H101ZM13 171V170H12ZM73 171H75V170H73ZM184 171V170H183ZM53 172V173H54ZM257 172H259L258 170H257ZM22 173V174H21ZM26 174L25 176L26 177H23L24 176V174ZM60 173V172H59ZM58 173V174H59ZM68 173H70V172H68ZM260 173H261V171H260ZM7 174V173H6ZM15 174V173H14ZM66 174V173H65ZM70 174H72V171H71V173ZM69 174V175H70ZM180 174V173H179ZM22 175V176H21ZM81 175V174H80ZM264 175V174H263ZM263 175L262 174H259V173H255V175L253 176V178H251L250 180H251V182H248V185H246V186H248V187H246V193H245V195H250L251 193L253 194V190H254V188L256 187V186H259V185H261L262 184V181H264V177H263ZM51 176V177H50ZM56 177H57V175H56ZM65 177V176H64ZM82 177V176H81ZM88 177V176H87ZM51 178V179H50ZM55 178V177H54ZM111 178V177H110ZM113 180V179H112ZM180 180V179H179ZM80 181H81V179H80ZM104 181H105V179H104ZM109 182V181H108ZM208 182V181H207ZM260 182V183H259ZM112 184V183H111ZM13 185L15 186V188H13ZM71 187V186H70ZM62 188V189H63ZM78 188V187H77ZM179 188V187H178ZM258 188V187H257ZM66 189V188H65ZM70 189V188H69ZM163 190V189H162ZM58 191V190H57ZM205 191V190H204ZM56 191L54 190V191H52L51 192V194L52 193H54V194H56L55 193ZM202 192V191H201ZM208 192H209V190H208ZM63 193V192H62ZM243 193V192H242ZM103 194V193H102ZM204 194V193H203ZM100 195V194H99ZM208 195V194H207ZM206 194H205V196H207ZM59 196V195H58ZM139 196V195H138ZM98 197V196H97ZM103 197V196H102ZM171 197V196H170ZM169 197V198H170ZM202 197H203V195H202ZM66 198V197H65ZM71 198V197H70ZM69 198V199H70ZM70 200H73V199H70ZM95 200V199H94ZM131 199L126 195V193H124V194H122L121 195V198H120V206L124 209L123 211H127V213L129 214V217H130V219H131V222L133 223V224H135V226L137 225V226H140L141 224H143L144 223V213H145V211H144V213H142V212H140L139 210H140V208H137L135 205H134V203L133 202H131L130 201ZM140 200V199H139ZM138 200V201H139ZM143 200V199H142ZM110 201V200H109ZM201 201V200H200ZM139 202H141V201H139ZM143 203H145V201H142ZM189 202V201H188ZM69 204V203H68ZM139 204V203H138ZM146 204V203H145ZM144 204V205H145ZM161 205V204H160ZM244 205V204H243ZM263 205V204H262ZM64 206H66V207H68V208H64ZM76 206V205H75ZM146 206H150V205H148V203L146 204ZM112 207V206H111ZM70 208V209H69ZM121 208V209H122ZM77 209V208H76ZM111 209V208H110ZM157 209V208H156ZM184 209V208H183ZM78 210V209H77ZM152 209H150V211H151ZM80 211V210H79ZM98 211V210H97ZM169 211V210H168ZM184 211H185V209H184ZM187 211H189V210H187ZM100 212V211H99ZM112 212V211H111ZM166 212V211H165ZM180 213V212H179ZM254 213V212H253ZM85 214V213H84ZM177 214V213H176ZM186 214H187V212H186ZM146 215H148V214H146ZM161 215V214H160ZM157 216V215H156ZM57 217V218H58ZM165 217V216H164ZM164 217H161V219L163 218L164 219V221H165V218ZM174 218H175V216H174ZM114 219V218H113ZM129 219V220H130ZM158 219H159V216H158ZM158 219H157V221H158ZM160 219V220H161ZM246 219V218H245ZM100 220V222L102 221L103 223H101V225L99 226H97V222ZM146 221V220H145ZM156 221V220H155ZM256 221H257V223L256 224H258L259 225V220H257L256 219ZM263 221H264V219H263ZM148 222V221H147ZM37 223H38V219L36 218V219H34L33 221H32V223L30 224V229H32V228H34L36 225H37ZM99 223V222H98ZM162 223V222H161ZM161 223H159V222H156V223H150L149 224V222H148V225H147V223H146V225L150 228V229H152L153 227H157V229H159V227H158V225H160ZM163 224V223H162ZM161 224V225H162ZM255 225V224H254ZM261 225V224H260ZM257 226V225H256ZM119 227V226H118ZM53 228V227H52ZM113 228V227H112ZM186 228V227H185ZM114 229V228H113ZM1 230H0V235L2 234V232H1ZM106 230H109L108 231V233H106ZM147 230H148V228H147ZM254 230H256V227H255V229ZM241 231V230H240ZM258 231V230H257ZM260 231V230H259ZM204 232V231H203ZM239 232V231H238ZM247 232V231H246ZM254 232V231H253ZM261 232V231H260ZM125 233V232H124ZM240 233V232H239ZM241 233H244L243 235L245 236V232H242L241 231ZM257 233V232H256ZM254 234L253 236L255 237H253V238H251L250 237V239H256L257 237L256 236H258L260 233H258V234ZM237 235H238V233H236ZM253 234V233H252ZM185 235V234H184ZM2 236V235H1ZM3 236H4V234H3ZM242 236V235H241ZM244 236L242 237V239L244 238ZM247 237L249 236V235H246ZM126 237V236H125ZM139 237V236H138ZM221 237V236H220ZM0 238H2V237H0ZM126 238H128V237H126ZM178 238V237H177ZM4 239V238H3ZM141 239V238H140ZM193 239V238H192ZM241 239V238H240ZM241 239V240H242ZM246 239V238H245ZM248 239V238H247ZM249 239V240H250ZM258 239H259V236H258V238L255 240V241H258ZM176 240V239H175ZM184 240V239H183ZM183 240H181L180 238H178V240H176V242L173 244V247L171 248V253H172V256L173 257H175L176 259H182V258H180L181 256H184V254H182L183 253ZM191 240V239H190ZM250 240L251 242H253V243H255V241L253 240ZM0 241H1V239H0ZM5 241V240H4ZM7 241V240H6ZM140 241V240H139ZM243 242H245V240H243ZM58 243V241L57 240H55V239H52V238H49V237H47V236H42L41 238H40V240H39V243H38V246H37V249H38V251L40 252V253H43V254H45V255H49V254H51L53 251H54V249H55V246H56V244ZM252 243V244H253ZM154 244H156V243H154ZM158 244V243H157ZM156 244V245H157ZM231 244H233V243H231ZM245 244H246V242H245ZM251 244V243H250ZM151 245V244H150ZM225 245V244H224ZM236 245V244H235ZM255 245V244H254ZM258 246V245H257ZM151 247H153V246H151ZM202 247V246H201ZM164 248V247H163ZM229 248V247H228ZM232 248V247H231ZM255 248H256V246H255ZM150 250H154V251H157V254L158 253H160L159 252V250H161V247L159 248L158 246H154V248L153 249H151L150 248ZM163 252V251H162ZM155 253V252H154ZM165 254H166V252H165ZM164 254V255H165ZM188 254V253H187ZM189 255V254H188ZM250 255V254H249ZM159 256V255H158ZM169 257V256H168ZM172 257V258H173ZM249 257V256H248ZM184 258V257H183ZM197 258V257H196ZM179 259H178V262H180L179 261ZM185 260H186V258H184ZM184 259H182V260H184ZM175 260V259H174ZM181 260V261H182ZM185 260H184V262H185ZM198 260V259H197ZM201 260V259H200ZM251 260V259H250ZM165 262H167L166 260H165ZM177 262V260H175V263L174 264H177L176 263ZM163 263H164V261H163ZM171 262H168V264H170ZM142 264V263H141ZM172 264V263H171ZM189 264V263H188Z\"/></svg>","mask_w":264,"mask_h":264},{"label":"crops","instance_id":"0c3cea01","mask_svg":"<svg viewBox=\"0 0 264 264\" xmlns=\"http://www.w3.org/2000/svg\"><path fill=\"white\" fill-rule=\"evenodd\" d=\"M35 227L30 229V221L24 220L15 221L4 232L0 228V264H101L99 250L86 244L70 249L59 247L49 255L40 253L31 235Z\"/></svg>","mask_w":264,"mask_h":264},{"label":"built area","instance_id":"2783aa9c","mask_svg":"<svg viewBox=\"0 0 264 264\" xmlns=\"http://www.w3.org/2000/svg\"><path fill=\"white\" fill-rule=\"evenodd\" d=\"M100 262H101V260H100Z\"/></svg>","mask_w":264,"mask_h":264}]
</instances>
